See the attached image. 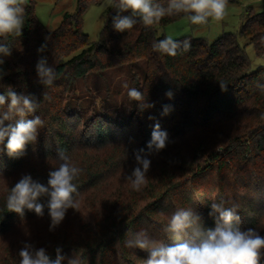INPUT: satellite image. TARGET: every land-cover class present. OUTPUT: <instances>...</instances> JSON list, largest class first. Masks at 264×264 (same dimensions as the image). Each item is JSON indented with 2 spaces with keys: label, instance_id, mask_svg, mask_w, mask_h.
<instances>
[{
  "label": "trees",
  "instance_id": "1",
  "mask_svg": "<svg viewBox=\"0 0 264 264\" xmlns=\"http://www.w3.org/2000/svg\"><path fill=\"white\" fill-rule=\"evenodd\" d=\"M102 1L78 0L76 12L66 13L53 32L39 21L35 4L25 2L22 35L0 38L11 48L0 65V94L11 87L17 94L31 95L39 108L25 119L39 115L44 121L37 141L23 155L9 156L7 139L0 144V264H19L25 243L46 249L52 259L60 248L62 255L79 257L82 264H144L146 251L125 246L132 233L145 230L171 246L177 241L165 228L174 212L192 209L201 216L202 228H215L210 205L221 201L236 209L242 231L255 229L264 236V92L258 88L264 84V66L252 70L245 50L252 44L264 59V11L249 8L238 33H224L212 43L192 36L178 38L188 40L191 47L169 56L153 49L165 38L157 28L185 18L184 14L165 16L150 27L135 18L131 30L118 32L112 23L117 15L113 0L94 42L83 32L82 17ZM155 2L166 7L169 0ZM120 15L131 17V12ZM41 58L56 70L52 87L39 82L36 65ZM113 70L128 75L124 95L119 98L118 89L112 94L114 87L104 85L100 110L84 116L77 109L81 105L70 102L74 83ZM219 83L227 85L226 90ZM129 88L139 89L154 107L141 110L128 97ZM167 91L172 92L171 99ZM156 123L168 133V144L148 155ZM61 149L82 169L74 181L80 210L69 218V209L50 231L46 197L39 201L45 204L42 217L28 209L22 216L8 211L6 197L25 175L46 185L49 172L61 163ZM137 153L155 157L146 185L140 191L130 184L103 189L118 172L134 169Z\"/></svg>",
  "mask_w": 264,
  "mask_h": 264
},
{
  "label": "clouds",
  "instance_id": "2",
  "mask_svg": "<svg viewBox=\"0 0 264 264\" xmlns=\"http://www.w3.org/2000/svg\"><path fill=\"white\" fill-rule=\"evenodd\" d=\"M25 0H0V38L8 36L20 37L25 23ZM117 15L112 18L113 28L118 32L131 30L137 19L146 27L153 26L165 16L184 14L193 25H206L209 20L222 21L226 14L227 0H169L167 6L155 0H115ZM131 12V17L120 13ZM191 44L188 40L179 41L167 36L153 44V49L162 54L176 56L179 51H188ZM38 51H43V46ZM11 48L0 43V65L2 57L10 56ZM39 82L45 88L52 87L57 79L54 67L49 66L46 58H41L36 65ZM3 73L0 70V78ZM222 90L227 85L219 83ZM124 87H128L127 84ZM258 88L264 92V84ZM165 95L171 99L172 92ZM128 97L136 101L141 110L154 107L146 102V96L137 88L128 89ZM39 108V102L31 95L17 94L11 87L0 94V144L7 139L9 156L19 157L25 153L29 144L37 141L38 133L44 127L39 115L33 119L25 117ZM168 108L165 106L164 114ZM152 119L151 117H149ZM7 125L5 124V122ZM168 133L161 130L156 123L147 145L148 155L159 153L167 147ZM143 151V150H141ZM61 163L49 172L47 184H41L31 175L23 176L11 188L6 197V208L21 216L25 209L34 211L37 216L44 215L45 204L40 199L47 198L48 215L51 219L50 231L54 230L64 219L69 209H79V190L74 182L82 169L75 166L64 150L58 153ZM151 160L147 156L136 154V166L127 175L132 190L140 191L148 180ZM210 216L215 217V228L204 229L201 216L192 209H179L174 212L165 228L177 241L171 246L157 242L147 231L132 233L125 241L128 248H139L148 253L144 264H260L264 257V236L255 229L242 231L238 225L240 216L235 208H226L224 201L210 205ZM185 237H188L185 239ZM19 264H82L79 257L67 258L56 249V257L52 259L46 249H35L25 243L19 251Z\"/></svg>",
  "mask_w": 264,
  "mask_h": 264
},
{
  "label": "rangeland",
  "instance_id": "3",
  "mask_svg": "<svg viewBox=\"0 0 264 264\" xmlns=\"http://www.w3.org/2000/svg\"><path fill=\"white\" fill-rule=\"evenodd\" d=\"M78 0H25V2H33L35 4L36 15L39 21L47 28L49 32L57 29L63 20L66 13H75ZM113 0H103L99 4L91 5L83 14L82 29L91 41H98L100 34L105 25V12L112 4ZM249 8L254 12L264 11V0H237L235 2H227L226 14L222 21L209 20L206 25H193L185 18L176 20L164 27L157 28L158 35L165 37L171 36L173 39L192 36L194 38H203L207 43H212L224 33H238L246 18V13ZM242 45L246 44V40L241 37ZM246 53L252 62V70H256L264 66V59L258 57L255 48L252 44L246 46ZM110 84L115 94V89L119 90V98L125 91V84L128 85L127 73L120 70H113L104 74H94L87 78L77 79L74 83V99L70 101L72 104L81 105L78 110L84 116L95 109L100 110L102 95L106 94L104 85ZM118 87V88H117ZM111 94V93H110ZM80 97V99L78 98ZM87 111V112H86ZM151 164L155 163V157L151 156ZM130 171L118 172L108 180L107 185L103 189H119L124 185L130 184L126 180ZM80 210V207L78 211ZM77 210L72 209L68 213V217L77 215ZM15 237L12 238L14 240Z\"/></svg>",
  "mask_w": 264,
  "mask_h": 264
}]
</instances>
